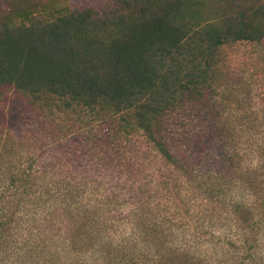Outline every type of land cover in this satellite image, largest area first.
<instances>
[{
  "label": "trees",
  "instance_id": "trees-1",
  "mask_svg": "<svg viewBox=\"0 0 264 264\" xmlns=\"http://www.w3.org/2000/svg\"><path fill=\"white\" fill-rule=\"evenodd\" d=\"M249 1L224 0L214 21L184 0L1 19L0 85L58 140L24 155L13 138L0 158V264H264V108L232 124L213 96L227 90L221 46L264 39V0ZM68 157L86 168L54 169Z\"/></svg>",
  "mask_w": 264,
  "mask_h": 264
},
{
  "label": "rangeland",
  "instance_id": "rangeland-1",
  "mask_svg": "<svg viewBox=\"0 0 264 264\" xmlns=\"http://www.w3.org/2000/svg\"><path fill=\"white\" fill-rule=\"evenodd\" d=\"M110 1L0 0V21L4 22L1 19H8L17 25L29 24L31 18L38 21H48L62 14L68 7L100 6ZM237 2L241 9L250 3L249 0H237ZM184 4L186 12L190 14L192 10H196L195 18L205 21H214L225 13L224 0H184ZM20 7L28 8L32 16L29 18L22 16L11 18L13 11ZM5 14L9 15L8 18L2 17ZM217 58L221 65L222 74L225 76L224 80L228 83L225 92L213 96L217 99L218 106L226 110L227 122L239 123L241 119L238 113L242 110L258 114L257 119H251L252 122L261 121L263 117L261 110L264 108V39L261 42L225 43L219 49ZM62 116H64L63 119H67L68 116L72 115L63 114ZM186 117L187 114L183 113V115L171 119L170 128L178 129L180 124L188 121L189 118L186 119ZM195 121L192 120L190 125H185L186 136H192V129L197 128V126L192 127ZM243 122H247V120ZM13 138H17L22 143L20 152L24 155L28 151L38 152L41 150L43 152L48 150L47 144L51 145L58 140L54 123L40 111L37 105L31 102L30 98L11 86L0 85V158L4 155L7 156L6 150L10 154L9 146ZM239 140L240 145L236 144L235 147L238 149L240 146V154L243 155L246 151L245 140L243 137ZM52 155L53 153L49 151L44 153V157L47 159ZM6 156L2 158L4 165L9 164L11 160V155L8 156L10 159ZM48 161H43V163H48ZM83 164L85 162L80 163V161L68 157L67 161L57 163L54 169H63L62 172H67L77 168L79 172H82L86 168ZM89 164L88 162V166ZM159 172L161 173V171ZM92 176L101 177L103 173L101 170L95 169ZM244 180L245 178L242 179V181ZM1 182L4 185V182ZM239 182L241 181L239 180ZM239 185L241 184L239 183ZM9 199L10 197H6L4 200L8 203Z\"/></svg>",
  "mask_w": 264,
  "mask_h": 264
}]
</instances>
